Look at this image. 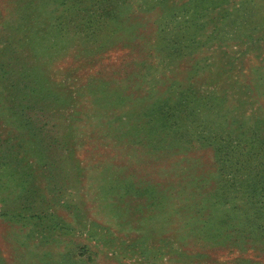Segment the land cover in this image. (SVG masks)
Wrapping results in <instances>:
<instances>
[{"label":"rangeland","instance_id":"obj_1","mask_svg":"<svg viewBox=\"0 0 264 264\" xmlns=\"http://www.w3.org/2000/svg\"><path fill=\"white\" fill-rule=\"evenodd\" d=\"M254 1L0 0V264H264Z\"/></svg>","mask_w":264,"mask_h":264},{"label":"trees","instance_id":"obj_2","mask_svg":"<svg viewBox=\"0 0 264 264\" xmlns=\"http://www.w3.org/2000/svg\"><path fill=\"white\" fill-rule=\"evenodd\" d=\"M70 1H71V3H70L71 5H72V4H75L74 2H77L78 4L81 3V2H79V1H81V0H76V1H75V0H70ZM245 1H247V0H245ZM249 1H253V2H255L254 0H249ZM89 7H90V5H89ZM32 92H33V94L36 93L34 89L32 90Z\"/></svg>","mask_w":264,"mask_h":264}]
</instances>
